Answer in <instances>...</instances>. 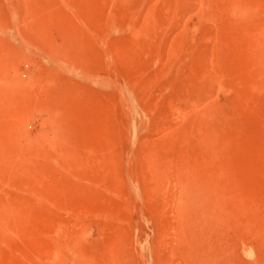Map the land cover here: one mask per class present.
Wrapping results in <instances>:
<instances>
[{
  "label": "rangeland",
  "instance_id": "obj_1",
  "mask_svg": "<svg viewBox=\"0 0 264 264\" xmlns=\"http://www.w3.org/2000/svg\"><path fill=\"white\" fill-rule=\"evenodd\" d=\"M14 263L264 264V0H0Z\"/></svg>",
  "mask_w": 264,
  "mask_h": 264
},
{
  "label": "bare ground",
  "instance_id": "obj_2",
  "mask_svg": "<svg viewBox=\"0 0 264 264\" xmlns=\"http://www.w3.org/2000/svg\"><path fill=\"white\" fill-rule=\"evenodd\" d=\"M35 232H36V231H34V233H35ZM25 233H26V232H25ZM34 233H33V231H32V234H34ZM43 233H44V232H43ZM43 233H42V235H43ZM32 234H31V235H32ZM36 234H37V233H36ZM31 235H30V236H31ZM40 235H41V234H40ZM45 235H47V234H45ZM36 238H37V236L35 237V239H36ZM43 238H44V237H43ZM31 239H32V238H31ZM35 239H34V240H35ZM38 241H40V240H38ZM41 242H42V241H41ZM48 242H50V240H48ZM45 243H47V242H45ZM54 243H55V242H54ZM42 244H43V242H42ZM49 244H50V243H49ZM26 245H27V244H26ZM33 245H34V244H33ZM56 245H57V244H56ZM22 246H23V245H22ZM29 246H30V245H29ZM39 246H40V245H39ZM50 247H51V246H50ZM56 248H57V247H56ZM56 248H55V249H56ZM26 249H27V248H26ZM44 249H45V247H44ZM15 250H16V249H15ZM18 250H19V249H18ZM32 250H33V249H32ZM33 251H34V250H33ZM17 253H18V252H17ZM17 253H16V255H17ZM39 254L41 255V253H39ZM33 255H34V254H33ZM24 256H25V255H24ZM24 256H23V257H24ZM46 256H48V255H46ZM16 260H20V259H16ZM15 262H16V261H15ZM25 262H26V260H25ZM14 264H15V263H14Z\"/></svg>",
  "mask_w": 264,
  "mask_h": 264
}]
</instances>
